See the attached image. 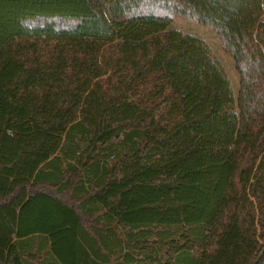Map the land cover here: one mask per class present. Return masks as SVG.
I'll return each instance as SVG.
<instances>
[{"label":"trees","instance_id":"obj_1","mask_svg":"<svg viewBox=\"0 0 264 264\" xmlns=\"http://www.w3.org/2000/svg\"><path fill=\"white\" fill-rule=\"evenodd\" d=\"M0 264H264V0H0Z\"/></svg>","mask_w":264,"mask_h":264},{"label":"rangeland","instance_id":"obj_2","mask_svg":"<svg viewBox=\"0 0 264 264\" xmlns=\"http://www.w3.org/2000/svg\"><path fill=\"white\" fill-rule=\"evenodd\" d=\"M171 26L180 29L183 33H191L199 36L209 46L211 55L222 65L230 80L232 89L236 93L239 84L238 74L231 56L222 47L218 35L205 25H199L179 17L174 18Z\"/></svg>","mask_w":264,"mask_h":264}]
</instances>
